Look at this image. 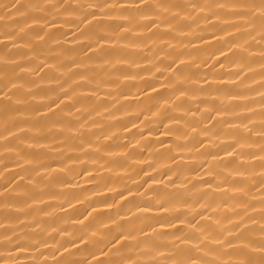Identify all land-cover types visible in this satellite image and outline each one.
Instances as JSON below:
<instances>
[{"label": "bare ground", "instance_id": "bare-ground-1", "mask_svg": "<svg viewBox=\"0 0 264 264\" xmlns=\"http://www.w3.org/2000/svg\"><path fill=\"white\" fill-rule=\"evenodd\" d=\"M0 264H264V0H0Z\"/></svg>", "mask_w": 264, "mask_h": 264}]
</instances>
